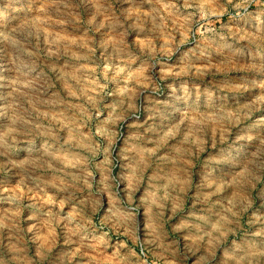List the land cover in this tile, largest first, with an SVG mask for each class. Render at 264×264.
Here are the masks:
<instances>
[{"label":"rangeland","instance_id":"rangeland-1","mask_svg":"<svg viewBox=\"0 0 264 264\" xmlns=\"http://www.w3.org/2000/svg\"><path fill=\"white\" fill-rule=\"evenodd\" d=\"M0 264H264V0H0Z\"/></svg>","mask_w":264,"mask_h":264}]
</instances>
